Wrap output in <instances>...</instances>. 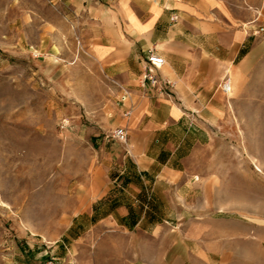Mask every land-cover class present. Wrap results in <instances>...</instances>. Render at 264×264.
<instances>
[{
  "label": "rangeland",
  "instance_id": "1",
  "mask_svg": "<svg viewBox=\"0 0 264 264\" xmlns=\"http://www.w3.org/2000/svg\"><path fill=\"white\" fill-rule=\"evenodd\" d=\"M258 3L251 70L220 81L225 124L187 132L192 141L167 157L187 172L156 183L143 207L128 133L111 137L127 131L129 89L93 58L83 11L74 0H0V264H264Z\"/></svg>",
  "mask_w": 264,
  "mask_h": 264
},
{
  "label": "crops",
  "instance_id": "2",
  "mask_svg": "<svg viewBox=\"0 0 264 264\" xmlns=\"http://www.w3.org/2000/svg\"><path fill=\"white\" fill-rule=\"evenodd\" d=\"M256 2L74 0L89 25L85 41L93 58L113 64L114 76L129 89L121 106L129 114L120 125L127 128V153L140 179L132 188L134 203L151 205L156 183L171 184V177L187 172L167 158L192 141L187 132L195 129L203 137L206 128L225 124L228 108L220 81L231 69L251 70L262 30L256 32L263 28L256 22ZM149 50L164 59L155 69V85L142 80ZM178 128L185 133H176ZM147 219L144 210L137 223Z\"/></svg>",
  "mask_w": 264,
  "mask_h": 264
},
{
  "label": "built area",
  "instance_id": "3",
  "mask_svg": "<svg viewBox=\"0 0 264 264\" xmlns=\"http://www.w3.org/2000/svg\"><path fill=\"white\" fill-rule=\"evenodd\" d=\"M146 62L148 63V67L142 75V80L155 85L156 83H158V78L156 77L155 69L159 68L164 63V59L154 51L149 50L146 55ZM220 89L222 92L228 93L230 90L229 81H223L220 84ZM122 91L124 92V95L121 96L120 102L123 103L127 98V92L126 90H124V88L122 89ZM128 114V110L124 111L125 116H127ZM111 137L117 141L125 142L127 139V131L123 127H116L112 130Z\"/></svg>",
  "mask_w": 264,
  "mask_h": 264
}]
</instances>
